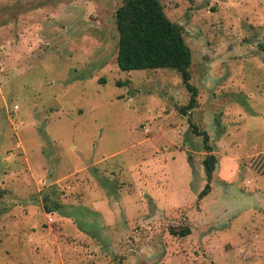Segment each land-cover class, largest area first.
I'll use <instances>...</instances> for the list:
<instances>
[{
    "label": "rangeland",
    "instance_id": "1",
    "mask_svg": "<svg viewBox=\"0 0 264 264\" xmlns=\"http://www.w3.org/2000/svg\"><path fill=\"white\" fill-rule=\"evenodd\" d=\"M160 1L190 113L118 67L121 0H0V264H264V0Z\"/></svg>",
    "mask_w": 264,
    "mask_h": 264
},
{
    "label": "trees",
    "instance_id": "2",
    "mask_svg": "<svg viewBox=\"0 0 264 264\" xmlns=\"http://www.w3.org/2000/svg\"><path fill=\"white\" fill-rule=\"evenodd\" d=\"M118 34L116 62L121 70L170 68L179 72L185 88L191 93L187 104L179 107L181 114L190 113L197 105V88L190 83L191 50L184 41L179 24L165 14L160 0H121L115 10ZM192 131L202 136L207 155L202 160L206 184L199 192L202 198L210 191V181L217 166V158L210 153L209 135L191 122ZM47 212L52 211L45 206ZM181 236L190 233L185 227Z\"/></svg>",
    "mask_w": 264,
    "mask_h": 264
}]
</instances>
